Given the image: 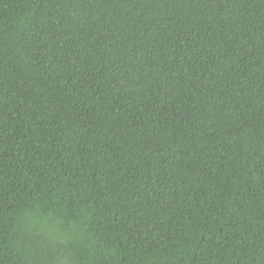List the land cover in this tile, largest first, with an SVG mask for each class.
<instances>
[{"label": "trees", "instance_id": "1", "mask_svg": "<svg viewBox=\"0 0 264 264\" xmlns=\"http://www.w3.org/2000/svg\"><path fill=\"white\" fill-rule=\"evenodd\" d=\"M0 264H264V0H0Z\"/></svg>", "mask_w": 264, "mask_h": 264}]
</instances>
